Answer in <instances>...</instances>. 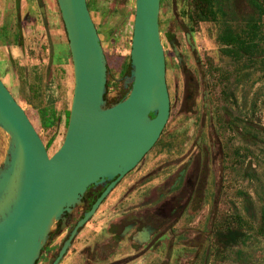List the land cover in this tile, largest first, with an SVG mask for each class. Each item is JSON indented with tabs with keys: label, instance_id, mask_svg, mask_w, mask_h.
<instances>
[{
	"label": "rangeland",
	"instance_id": "1",
	"mask_svg": "<svg viewBox=\"0 0 264 264\" xmlns=\"http://www.w3.org/2000/svg\"><path fill=\"white\" fill-rule=\"evenodd\" d=\"M88 1L91 4L90 17L106 58L104 101L105 107H109L122 100L129 90V84L125 87L124 80L130 71L134 0ZM49 2L51 8L46 10L48 41L42 31L35 33L36 36L30 40L21 34L23 38L20 41L15 34L21 33L24 24L17 29L11 0H0V80L24 110L47 154L51 156L64 138L73 82L71 59L60 13L55 0ZM258 2L264 8V0ZM187 4L188 0H160L158 25L160 42L166 53V81L170 94V114L164 135L184 128L185 136L193 135L192 142L198 128L192 124L194 117L189 115L192 112V101L188 98L190 92L184 91L185 73L178 52L186 45L184 35L188 32V23L181 13L187 10ZM22 5L27 8L31 18L37 19L38 23L42 22V12L32 8L30 0H23ZM221 9L225 12L224 18L230 20L228 22L236 30L242 28L245 20L254 14L249 0H226ZM22 14L23 11L18 16L19 20ZM260 24L263 39L259 41L257 52L252 58L245 56L234 60L223 55L217 41L223 29L220 17L216 22L208 21L194 26V32L188 38L189 44L194 46L195 55L201 61L199 69L205 72L207 84L203 88V100L202 89L194 93L195 109L204 108L208 103L206 118L213 120L214 93L220 97L224 109L227 105L226 109L237 125L220 162L221 192L216 220L213 222V237L209 240L207 264H264V16L260 18ZM120 66L123 74L117 77ZM213 74L216 80L214 90ZM47 111L53 114L51 123L44 119L43 114ZM206 124L205 132L210 127L208 121ZM243 125L249 128L247 136L243 134ZM206 142L208 146L213 145L211 138ZM201 144L203 142H199V148ZM6 147L7 137L0 130V166ZM189 148L190 145L185 150ZM244 150L248 153L243 155ZM207 155V167L210 168L213 157H209L211 152ZM170 156L151 152L142 171L152 169L162 161L172 162ZM217 174L218 170L213 166L214 181L219 178ZM234 216L244 218V237L235 244L224 245L225 233L228 228H233ZM193 222L187 220L186 227ZM173 249L175 253L172 255V264H177L179 256L190 259L193 253V250L181 248L176 243Z\"/></svg>",
	"mask_w": 264,
	"mask_h": 264
},
{
	"label": "water",
	"instance_id": "2",
	"mask_svg": "<svg viewBox=\"0 0 264 264\" xmlns=\"http://www.w3.org/2000/svg\"><path fill=\"white\" fill-rule=\"evenodd\" d=\"M55 2L67 39L73 87L64 138L51 156L0 80V130L7 137L0 166V264H34L55 224L79 203L87 186L134 167L168 118L160 0H134L130 71L124 80L129 90L109 107L104 101L103 52L86 0Z\"/></svg>",
	"mask_w": 264,
	"mask_h": 264
},
{
	"label": "flooded vegetation",
	"instance_id": "3",
	"mask_svg": "<svg viewBox=\"0 0 264 264\" xmlns=\"http://www.w3.org/2000/svg\"><path fill=\"white\" fill-rule=\"evenodd\" d=\"M22 1L11 0L16 28L24 24L21 33H16L15 37L20 41L23 37L30 40L36 36L35 33L42 31L44 38L48 41L46 10L51 8L49 2L51 0H30L32 8L40 9L42 12L40 14L42 22L39 23L37 19L30 17ZM21 11L23 14L19 20ZM198 12L199 10L194 8L193 0H188L187 10L181 13L188 23L186 25L188 32L184 35L186 45L183 50L179 49V51L177 48L185 73L183 74L184 91L190 92L188 98L190 102L192 101V104L190 103L192 112L189 115L194 117L192 124L198 128L194 140L191 142L192 134L185 136L184 128L164 135L170 114V94L166 81V53L163 49L169 113L157 140L142 159L124 174L115 175L110 179H98L87 186L79 203L71 207L69 212L64 213L55 224L49 240L41 249L34 264H54L56 260L55 264H172L175 243L181 248L193 250L190 259L179 256L177 264L186 262L187 264H207L209 240L213 237V222L216 220V208L221 192L220 162L227 152L237 125L231 118L229 110L226 109L227 105L224 109L220 97L214 93L213 120L206 118L208 103L204 108L201 105V108L195 109L194 93L199 88L202 89L201 100H203L205 93L203 88L207 84L205 72L199 69L201 61L195 55L194 46L189 44L188 38L194 32V26L199 23L216 22V19L220 17L224 28V23L229 21L224 18V11L221 10L223 16L218 15L215 2H213V19L202 20ZM103 58L107 74L104 53ZM121 67L117 71V77L123 74ZM214 77L215 74H213V90L216 83ZM67 120L68 116L66 125ZM207 121L210 127L205 132ZM248 129V126L243 125L244 136L248 135ZM209 138L213 139V145L208 146L206 140ZM199 142H203L200 148ZM189 145L190 148L186 151ZM153 151L158 154L172 155L170 157L173 161L158 163L160 160L158 159V164L154 168L142 171L147 156ZM209 151L211 152L209 157H213L210 168L207 167ZM247 153L246 150L243 151V155ZM213 166L218 170L217 177L219 176L215 181ZM103 193L105 195L93 214L79 225ZM243 196L246 195L243 194ZM187 220H194L188 228ZM177 224L180 225L176 227ZM232 226L233 228H228L229 230L225 233L224 245L235 244L244 237V218L234 216ZM232 234L235 235L234 241L230 237ZM66 242L67 245L64 248ZM63 248L64 251L61 253Z\"/></svg>",
	"mask_w": 264,
	"mask_h": 264
},
{
	"label": "trees",
	"instance_id": "4",
	"mask_svg": "<svg viewBox=\"0 0 264 264\" xmlns=\"http://www.w3.org/2000/svg\"><path fill=\"white\" fill-rule=\"evenodd\" d=\"M224 1L226 0H193V5L199 10L198 15L202 20L213 19V2L216 4L218 15L223 16L221 5ZM249 3L253 7L254 14L245 22L244 28L236 30L231 24L225 22L224 28L217 37L223 55L234 60H240L245 56L252 58L257 52L259 41L263 39L260 18L264 16V8L258 0H249ZM86 5L90 12L91 4L88 0H86ZM43 115L45 120L52 122V112H45ZM230 237L232 241L235 240L234 234Z\"/></svg>",
	"mask_w": 264,
	"mask_h": 264
}]
</instances>
